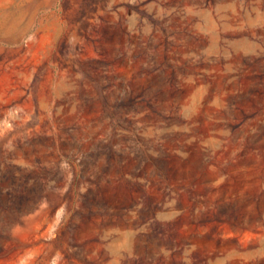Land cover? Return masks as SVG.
Here are the masks:
<instances>
[{
  "label": "rangeland",
  "instance_id": "rangeland-1",
  "mask_svg": "<svg viewBox=\"0 0 264 264\" xmlns=\"http://www.w3.org/2000/svg\"><path fill=\"white\" fill-rule=\"evenodd\" d=\"M9 168L0 264H264V0H0Z\"/></svg>",
  "mask_w": 264,
  "mask_h": 264
},
{
  "label": "bare ground",
  "instance_id": "bare-ground-1",
  "mask_svg": "<svg viewBox=\"0 0 264 264\" xmlns=\"http://www.w3.org/2000/svg\"><path fill=\"white\" fill-rule=\"evenodd\" d=\"M194 29V28H193ZM192 32V31H191ZM134 39V38H133ZM206 41V40H205ZM254 42V41H253ZM146 44V43H145ZM183 44V43H182ZM182 46V45H181ZM189 46V45H188ZM251 46H254V45H251ZM189 48V47H188ZM229 48V47H227ZM214 49V48H213ZM221 49V48H220ZM177 50V49H176ZM169 52V51H168ZM235 53V52H234ZM176 57V56H175ZM180 59V58H179ZM166 60V59H165ZM226 60V59H225ZM94 61V60H93ZM187 63V62H186ZM226 63V62H225ZM183 64V63H182ZM207 64V63H206ZM225 65V64H224ZM227 66V65H226ZM197 67V66H196ZM183 69V68H182ZM241 69V68H240ZM163 71V69H162ZM249 71V70H248ZM174 73V72H173ZM165 74V73H163ZM194 74V73H193ZM214 74V73H213ZM212 75V74H211ZM148 77V76H146ZM189 78V77H188ZM196 78V77H195ZM194 78V79H195ZM196 80V79H195ZM104 82L105 84L107 85H110V87H108L106 90H105V93L110 96L112 98L113 101H121L122 104L120 106V108H118L117 110V114H118V117H119V120L121 122V124L128 128L129 130L131 131H136V132H139V134H141V138L143 140V143L144 144H148L150 142V140H157L159 138H161L162 134L158 131L157 129V124H155L154 128H153V137L151 139H149L145 132L147 131V129L150 128V124L149 122H145L141 119H139V117H137V115L134 113L136 111V104L133 103L129 97H127L126 95V92L123 88H121V81H118V80H115L114 77L112 76V82L110 83L109 82V77L108 75H106L104 77ZM190 82V81H189ZM149 83V82H148ZM153 83V82H152ZM207 83V81H206ZM155 86H152V85H149L147 84V81H145L144 83H142L140 86H137L135 89L136 90V93L139 94V93H144V97L148 98V102L145 103V105H149L151 104L150 106V110L152 113H155L157 107V103L160 99H162L164 96L168 95V97H172V98H177V94L176 92H172V93H168L166 94V92H164L160 86L156 85L155 83H153ZM106 88V87H105ZM81 91V90H80ZM169 92V90H168ZM156 97L157 99V102H156V99L154 100H151L152 97ZM94 98V97H93ZM238 98V97H237ZM74 100V99H73ZM170 100V98H169ZM81 101L78 100V101H75L74 102V106H78V108H80V104ZM137 103V102H136ZM155 106V108H154ZM159 106V105H158ZM82 111V110H81ZM95 112V110L93 111ZM86 113V112H85ZM125 113H131L129 115V118L127 120H125V117H124V114ZM144 114V113H143ZM158 114V113H156ZM171 115V114H170ZM106 116V115H105ZM86 118V117H85ZM89 118V117H88ZM92 118V117H91ZM127 118V117H126ZM172 118V117H170ZM82 119V118H81ZM95 119V118H94ZM169 119V118H168ZM175 119V118H174ZM80 120V119H79ZM91 121V120H90ZM89 121V122H90ZM94 121V120H93ZM71 125L72 126H76L78 127L79 125H82L81 123H78L77 121L75 120H71ZM102 122V121H101ZM95 124V123H94ZM113 124V123H112ZM92 125V124H91ZM114 125V124H113ZM98 126V125H96ZM81 128V127H80ZM79 128V129H80ZM87 128V127H86ZM71 129V128H70ZM74 129H77V128H74ZM128 131V130H127ZM67 132V131H66ZM74 132V131H73ZM117 137L121 136L120 135V132H116L115 133ZM2 137V136H1ZM71 137V141L73 142H77L76 145L80 146L81 148L84 147V148H87L90 143H85V141H83L82 139V136L80 135L79 136H74L73 134L70 135ZM97 137V135H96ZM74 138V139H73ZM9 140V139H8ZM93 140V139H92ZM116 141V140H115ZM8 143V141H7ZM6 143V144H7ZM155 144V143H154ZM153 145V144H152ZM160 145V144H159ZM158 145V146H159ZM163 145V144H162ZM136 148V147H135ZM33 152V151H32ZM8 154V152H7ZM6 154V155H7ZM15 168H9V169H6L5 171H0V179L1 178H6L7 180H11L15 177ZM13 182V181H12ZM13 184V183H11ZM3 185V183H2ZM3 189L1 188V185H0V234H6V235H10V232H9V229L12 227L11 225H9L7 222L6 223H3V219L6 217L3 213L7 212V215H11L12 217H22V214L23 212H26L30 215L31 219H33V216H34V213H35V210H36V204L35 202L33 201H30L27 203L26 207H25V210L23 211L22 209L20 210V206H19V201L17 199H14V200H11L9 204H6L2 201L1 199V193H2ZM11 205V207L9 206ZM6 207H9L10 209H6ZM6 209V211L3 212V210ZM11 222V221H10ZM0 243H2V239L0 238Z\"/></svg>",
  "mask_w": 264,
  "mask_h": 264
}]
</instances>
